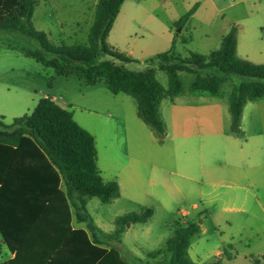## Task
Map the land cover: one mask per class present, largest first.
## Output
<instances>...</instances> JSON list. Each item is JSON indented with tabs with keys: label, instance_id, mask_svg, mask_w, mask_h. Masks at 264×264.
Returning <instances> with one entry per match:
<instances>
[{
	"label": "crops",
	"instance_id": "crops-1",
	"mask_svg": "<svg viewBox=\"0 0 264 264\" xmlns=\"http://www.w3.org/2000/svg\"><path fill=\"white\" fill-rule=\"evenodd\" d=\"M51 1L45 0V3L51 4ZM87 1L80 10L82 19H73L72 13L67 11L61 13V10L53 4V16L57 19V34L60 41L57 45L88 44L99 0ZM167 1L169 0H126L122 5L116 21L122 11L126 12L129 9L128 26L121 33H125L126 39L131 41L129 51L125 54L134 60L132 63L123 64L127 69L136 64L140 70L138 68L129 70L143 72L152 69L158 74L161 72L158 70V64L147 61L169 51L174 44L176 53L180 56H182L180 46L182 50L196 48L195 53L209 54L221 47L222 38L233 27L238 30V56L250 60L249 55L244 51L247 44L242 41L243 24L250 16L264 15V0H191L190 3L176 0L182 7L180 12L174 7L166 8ZM175 7L179 8V4ZM194 8V14L179 32L177 23ZM116 25L114 24L108 43L122 52V45L118 42L111 43ZM260 28L264 30L263 25ZM47 35L50 36L48 33ZM147 38L150 40L144 45L138 42ZM109 60L120 63L111 57ZM41 73H45L43 77ZM62 78L65 77H57L56 74L50 76L46 70L40 68L31 76L21 75L18 80L19 85H11L7 83V76L1 74L0 119L6 121V124H11L14 119L31 114L42 99H52L63 109L72 112L75 121L94 136L98 168L104 181H117L120 185V197L108 203L123 209L120 217L152 208L153 217L147 223H137L148 225L158 210H164L168 214L178 210L177 213L185 219L182 223L184 226L179 228L186 227L190 223H198L201 227L200 233L194 237L188 251L192 261L197 264H210L216 260L221 264H231L235 261L236 258L233 256L236 252L234 248L236 238L244 230L245 221L250 215L249 194L253 188L263 184L264 180V162L259 157L261 147L258 139H252L251 144L247 139L245 148H240V154L230 152L234 142L232 135L237 137L247 135L244 128L246 111L254 102L245 106L241 125L242 134L236 135L231 130L229 101L227 103L222 94H198L191 91L190 87L189 91L185 88V92L170 99L169 104L165 105V102H162L160 111L167 135L164 143L161 144L152 128L139 117L138 106L136 108L132 104L127 98L128 95H115L110 90L108 94L97 90L101 82L95 86H88L80 77H69L65 78L67 83L72 79L80 83L81 92H84L81 93L83 94L81 98L84 102H66L54 93L55 84ZM68 90L71 92L70 86ZM91 96L95 97L91 98ZM75 104L80 106L85 114L87 113L80 116V120L77 118ZM67 105L71 106V110L66 107ZM91 115H96L97 119H91ZM99 118H104V121ZM109 126L111 129L108 128ZM90 128L100 129L108 140V144L103 145L102 152L104 149L108 150L109 161L115 163L114 170L109 172L108 177L100 166L102 155L97 136ZM231 165H234V168H231ZM61 189L67 190L64 181ZM93 199L95 198L88 200L86 207L90 217L88 222L83 221L73 207V202L69 201L72 230H84L92 241L101 243V246L109 251L116 249L122 255L120 251L124 248L122 239L129 237L137 224L128 225L120 235H117L116 222L114 230L105 231L89 214L88 208ZM187 201L191 202L193 212L178 208L179 204H185ZM207 223L212 227L209 228ZM149 230L143 231L144 234L149 233ZM177 230L173 231L168 240ZM167 241L163 253L154 252L149 256L154 259L153 261L139 264H163L161 258L164 253L171 256L167 250ZM117 247L120 249L118 250ZM263 247L264 241L258 248ZM244 248L248 250L243 256L246 260L250 258L248 264H252L253 257L264 256V250L250 254L254 252L252 246L244 245ZM15 257L16 253L11 252L8 246L2 243L0 234V264L8 263Z\"/></svg>",
	"mask_w": 264,
	"mask_h": 264
},
{
	"label": "trees",
	"instance_id": "trees-1",
	"mask_svg": "<svg viewBox=\"0 0 264 264\" xmlns=\"http://www.w3.org/2000/svg\"><path fill=\"white\" fill-rule=\"evenodd\" d=\"M125 1L99 0L87 45H57L47 33L37 30L33 16L39 0H0V32L18 33L36 41L40 49H26V55L52 69L57 77H80L88 86L105 80L113 94L134 98L139 117L161 144L167 135L161 105L165 99L185 92L180 73L196 75L190 90L198 94L221 95L222 87L233 78L231 130L241 135L245 106L264 100V64L238 56L237 28L233 27L222 38L221 47L209 54L191 53L183 58L174 44L154 57L151 61L158 64V70L168 75L166 88L156 70L127 69L123 64L134 60L108 43ZM194 12L195 8L182 17L177 27H183ZM103 55L121 64L101 60ZM62 181L66 191L61 189ZM119 197V183L105 182L98 168L94 136L75 121L72 112L45 98L31 114L11 124L0 119V234L2 243L16 253L14 260L4 264H127L116 249L109 251L92 241L86 231L71 227L69 201L88 222V200L98 198L108 204ZM153 215L154 210L146 208L119 217L117 235L128 223H147ZM200 230L198 223H190L176 231L167 241L169 264H197L188 251ZM262 263L261 258H252V264ZM210 264L221 263L216 260Z\"/></svg>",
	"mask_w": 264,
	"mask_h": 264
},
{
	"label": "rangeland",
	"instance_id": "rangeland-1",
	"mask_svg": "<svg viewBox=\"0 0 264 264\" xmlns=\"http://www.w3.org/2000/svg\"><path fill=\"white\" fill-rule=\"evenodd\" d=\"M183 1L185 3H190L191 0H178ZM88 1L82 0H52L51 4L45 3V0L39 1V6L36 9L34 15V24L38 30L46 31L50 36V40L56 44H58L59 37H58V23L55 16H53V4L61 10V13L67 11L72 13L73 19H82L81 17V7L84 6ZM133 2V1H132ZM176 0H169L166 2V8L170 9V7H174V9L178 12L181 11L180 8L181 4ZM179 4V8L175 6ZM128 15L129 9L127 11H122L119 19L116 21L117 24L115 30L113 32L111 43L118 42L122 45V52L126 53L129 50V44L131 41L127 38L126 34L121 33L123 29L128 26ZM185 16V15H184ZM244 25V33H243V42H246V49L244 50L247 55H249L251 62H258L264 63V30L260 27L263 25L264 27V15L263 16H250ZM180 28L178 29V31ZM150 38L147 40L138 41L142 45L148 42ZM87 44V40H86ZM80 45H82L80 43ZM188 48V47H187ZM186 48V49H187ZM26 49H40L39 44L25 36H22L18 33H6L0 32V75L4 74L7 76V83L11 85H19L18 80L20 79L21 75L29 74L30 76L38 72V69L43 68L46 70L50 76H55V72L48 68L46 69L43 65L38 63L31 57H28L25 53ZM180 54L183 58L190 56L191 53H195V49L188 48L187 50H182V46H180ZM245 52L242 51V54L245 55ZM201 54H205L200 52ZM128 55V54H127ZM107 59L109 60V56L103 55L101 60ZM152 58L147 61V63H151ZM145 63V62H144ZM138 65L134 64L129 69H137L140 70ZM199 72V71H196ZM201 74L207 75L209 73L200 71ZM45 74V73H44ZM41 73V76L44 75ZM195 74L183 72L181 73L183 84L186 88V91H189V87L193 80L195 79ZM158 80L164 85L166 88L169 86V79L168 75L164 72H158L157 74ZM60 81L55 84L54 93L58 95V97L64 101H75L82 103L84 100L81 96L84 92H81L80 83L78 81H68L65 78L59 79ZM51 81V80H50ZM235 80L232 78L229 80L223 87H222V96L226 99V102L229 101V96L233 91ZM71 87V92L68 90V87ZM99 91H104L109 93V89L107 88L106 81L102 80L101 85L99 86ZM50 91V90H48ZM51 94V92H48ZM126 96V95H123ZM95 96H91L94 98ZM133 105L138 106L137 101L128 96ZM163 102L167 105L170 102V99H165ZM77 105V104H75ZM246 111V123L244 125L246 136L237 137L232 135L233 138V145H232V152L233 154H240L242 147L245 148V142L248 139L249 143H252V139H258L259 146L261 150H259V157L264 162V100L256 101L250 105ZM68 109L71 110V106H66ZM73 107V106H72ZM76 107L77 118L80 120V116L87 115L82 111L80 106ZM91 119L96 120V115H91ZM100 119V118H99ZM104 121V118L100 119ZM6 122V121H5ZM111 129V126L108 127ZM92 133L97 136L98 143L101 148V155L102 160L100 161V166L102 169L105 170L106 176H109V172H112L115 167V163L113 164L108 159L107 153L108 150H105L104 153L103 145L108 144V140L104 136L98 128H90ZM107 136V135H106ZM251 139V140H249ZM231 168H234V165H231ZM108 169V170H107ZM264 171V170H263ZM249 201V208L250 211L249 218L245 221L244 230L241 234L237 235V240L235 243V250L234 256L236 258L231 264H248L250 258L248 260L245 259L244 253L248 251L244 248L246 246H252L254 252L249 250V253H255L256 251L263 252V248L260 247V244L264 241V180L263 184L257 188H253L248 197ZM191 202L187 201L185 204H179L178 208L187 209L190 212H193L191 209ZM89 214L91 217L98 221L105 231H111L115 229V222L117 218L122 215L123 209L117 207L116 205L105 204L100 199L95 198L89 205L88 208ZM178 210L175 212L168 214L164 210H158V213L152 220V222L148 225H139L135 226V229L131 232V235L126 239H122L124 248L121 250L119 247L117 249L122 252V256L124 257L127 264H136L140 262H149L153 261L149 256L154 252L160 251L163 253L165 250L166 241L172 235L173 231L179 229L180 226H184L183 221L185 220L181 214L177 213ZM130 223L126 225L128 227ZM207 226L211 228V224L207 223ZM146 229H150L149 233L146 235L143 231ZM114 243V241H112ZM165 254V255H164ZM161 260L163 264H167L168 260L171 259L168 253H164ZM262 264H264V256H261ZM165 262V263H164Z\"/></svg>",
	"mask_w": 264,
	"mask_h": 264
},
{
	"label": "water",
	"instance_id": "water-1",
	"mask_svg": "<svg viewBox=\"0 0 264 264\" xmlns=\"http://www.w3.org/2000/svg\"><path fill=\"white\" fill-rule=\"evenodd\" d=\"M181 30H179V32H180Z\"/></svg>",
	"mask_w": 264,
	"mask_h": 264
}]
</instances>
